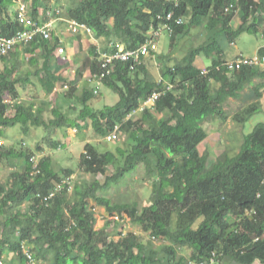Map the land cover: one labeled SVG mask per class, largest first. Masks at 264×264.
I'll use <instances>...</instances> for the list:
<instances>
[{
    "label": "trees",
    "instance_id": "obj_1",
    "mask_svg": "<svg viewBox=\"0 0 264 264\" xmlns=\"http://www.w3.org/2000/svg\"><path fill=\"white\" fill-rule=\"evenodd\" d=\"M16 1L0 0V36L31 29L19 22L17 9L10 17V7ZM22 2L33 21L47 22L58 17L59 11L65 19L85 24L95 38L106 39L105 50L111 53L117 45L137 49L149 39L157 42L150 32L165 22L173 29L166 31L172 46L193 27L203 29L208 36L196 46H189L172 65L162 62L159 80L150 70L151 59H158L156 52H151L135 64L113 61L101 81L93 85L85 80L78 95L76 86L85 72H100L96 47L90 43L89 51L80 58L75 79L63 94L78 109V115L70 119L53 107V118L48 123L41 117L42 107L34 110L31 104L17 101V111L9 112L5 99L16 98L18 81L27 78L21 77L12 64L11 51L0 55V63L4 64L0 66V135L2 129L16 125L23 134L33 127L45 129L34 147L22 141L19 148L9 147L0 141V163L11 167V159L19 162L6 182L0 180V260L8 253L19 264H29L24 254L27 248L34 260L46 264H201L213 257L220 264L226 259L232 264H264V123H257L243 135L235 154L225 151L210 159L208 152L199 150L207 137L201 121L214 115L225 121L221 105L227 98H244L250 101V111H259L251 100L263 94L264 68L242 65L229 70L222 65L228 49L223 39L232 45L244 32L264 36V0ZM230 4L239 10L225 12ZM170 13L173 16L167 20ZM178 16L185 19L175 24ZM85 37L82 30L76 34L77 56ZM61 43L51 31L49 40L35 38L26 46V53L37 49L44 58L36 73L39 76V71L47 72L49 84L40 79L45 91H51L57 81L66 82L50 72L49 65ZM258 54L264 55V46ZM34 57L30 55L29 59L37 61ZM218 65L220 70H216ZM204 66L208 69L202 74ZM100 85L117 94L116 103L92 107L90 102L100 99ZM248 86L251 88L241 93ZM154 92L160 93L155 104L139 116L132 114L140 111V104ZM87 118L94 134L105 140L118 126L129 148L115 146L114 151L100 152L92 143H86L78 166L85 173L104 175L105 184L100 186L99 179H94L85 187L70 189L68 181H63L75 168L52 169V158L44 155L45 148L58 146L51 137L55 128L78 127V121ZM122 159V165L118 164ZM139 164L144 165L145 176L153 178L149 201L142 206L131 202L130 196V200L126 197L114 201L97 193L98 188L120 181ZM114 166L115 173L108 176V168ZM50 193L53 195L49 197ZM98 207L105 209V218L125 215L131 223L139 224L147 237L117 230L118 237L113 238V219L95 229ZM186 251L188 261L177 257Z\"/></svg>",
    "mask_w": 264,
    "mask_h": 264
},
{
    "label": "rangeland",
    "instance_id": "obj_2",
    "mask_svg": "<svg viewBox=\"0 0 264 264\" xmlns=\"http://www.w3.org/2000/svg\"><path fill=\"white\" fill-rule=\"evenodd\" d=\"M70 1H73V0H62L64 4ZM63 10L65 11L66 9L63 8ZM57 28H60L59 29L60 32L63 31L64 33L66 31L63 24H59L58 27L56 24V27L54 28V32H57ZM207 36L208 35L203 29L193 27L190 29L187 35L179 38L175 42L174 46H172L170 44V38H169L168 33L162 32L159 35L158 41H157V51H156L157 56L156 57L158 59L156 60V58L154 59L152 58L150 62V70L153 76L159 80L161 78L160 77V67H161L162 62L165 63V65H172L175 60L181 58L184 55V52H186L189 46H193V45L196 46V44L203 42ZM260 36L261 35L257 37L247 32L242 33L241 35L237 37L236 41L234 42V44L231 45L230 49L227 50V53L232 52V54H234L236 52H240L246 55L254 54L255 51L257 50V46L259 44L264 43V39H262ZM70 37L76 39V36H70ZM99 38H102V37H99ZM84 39H85L84 48H86L85 50H87V47H89L88 45L90 43H93L96 38L95 37L92 38V36H86ZM104 39L101 41V43H98V45L100 44V46H104L106 44V41ZM223 40H224L223 44L226 45L227 42L225 41V39ZM96 41L99 42V39H96ZM161 55L162 56L164 55L166 57H159ZM21 76L23 78L28 77L27 75H21ZM255 81L257 82L258 80H255ZM248 88H251V87L250 86L245 87L243 91H241V93L247 91ZM58 91L61 92L59 87L56 93ZM100 92H101L100 99L90 102L93 108H101L104 105H113L114 103L117 102L118 100L117 94H115L113 91H111L104 85H101ZM51 102L53 103V100ZM65 103L66 102H64V104ZM249 103L250 101H245L244 98L235 99V98L229 97L221 105L226 115L225 121L221 120L220 117L215 116V115L208 117L207 119H204L203 121H201L203 128L206 129L207 131V137L199 145L200 152L202 153L208 152L210 155V159L216 158L217 156L221 155L225 151L228 152L229 154L237 153L242 143L243 135L249 133L257 123L259 122L264 123V90H263V95L258 100H254V101L251 100L252 105L256 104V106L257 105L259 106L257 107L259 109L258 112L250 111ZM65 105H66L65 109L69 107H73V104L69 102H67ZM141 106L142 104H140V107ZM250 112L251 114H249ZM50 116H51V113L49 110V112H47L46 114V118ZM43 129H44L43 127L38 126L37 131L30 130L28 132L26 141L32 144L31 141L32 140L34 141L35 138L41 139V133L43 132ZM13 130H11L10 132L11 133L10 135H12V139L6 138L4 140L6 142L5 146H10V147L14 146L15 148H19V142L24 137L23 136L17 137V135H20V134H17L16 132L18 133L22 132L19 126ZM73 132L75 134H78L75 131ZM79 133H81L80 136L86 138L87 141H90L91 139H93L94 134L91 133L89 129H86L84 131L82 130ZM79 143H82V142L80 141ZM91 143L100 152H105L108 150L114 151L116 150L118 146H121L122 148H125V147L129 148L123 135L120 136V139L117 143L106 141L104 138H96V140L95 141L92 140ZM73 148H74L73 151L75 152L72 153L69 151L70 147L67 146L66 144H61L59 149L58 147L52 148L50 146H46L45 151L51 153L49 154V156H51L53 160L52 164L55 170H57L58 168H62V167H74L75 169L77 168L79 164L78 162L80 161V158H79V161L77 162L78 150L76 148H78V146L76 145ZM79 149L82 150V146L79 147ZM83 152H84V149L80 152V154ZM10 162L13 164L11 166L15 165L14 167H17L19 164L17 159H11ZM122 162H123V159L119 161L118 164L122 165ZM5 168L6 167L0 163V180L2 182H6L9 176V172ZM115 168L116 167L114 166L108 169L111 175L114 174ZM144 168L145 167L142 164L137 165V167L132 172L126 173L125 176L120 181L116 183L110 182L109 183L110 185L108 187L102 188V190H99L98 194H102L103 196L110 197L114 201H116L117 199L124 200L126 199L127 196H130L131 202H137L139 207L142 206L143 203H145L146 201H149L150 189H151V185L153 182V178L145 176ZM78 171L81 172L80 170ZM76 176L79 177L85 185L87 183L88 184L92 183V181L96 179V177H98L99 181L101 182V185L105 184V177L100 178V176H96L95 178H93L94 175L91 176L90 174L86 176H84L83 174H76ZM127 200H130V199L127 197ZM104 214H105V209L103 207H98L97 209H95V217H96L95 229H99L103 225H105L106 220L113 219L114 224L112 228L116 229V231L114 230L111 232L113 238L118 237L115 234L117 230H120L121 232L133 231L138 235L147 237L146 233L142 231L141 226L139 224L131 223L129 218L126 217L125 215L124 217L107 216V218H105ZM246 225L249 227V223H247ZM109 230L111 231V228H109ZM188 255H189L188 251L179 252V255L177 257L183 258L184 260L188 261L189 260ZM2 257L5 260L3 263L19 264L18 260L15 258L13 254L5 253ZM216 260L218 263L220 262L219 259L216 258ZM228 260L229 259H226V261H223V264H232V262H228ZM40 263L46 264L43 262H40Z\"/></svg>",
    "mask_w": 264,
    "mask_h": 264
},
{
    "label": "crops",
    "instance_id": "obj_3",
    "mask_svg": "<svg viewBox=\"0 0 264 264\" xmlns=\"http://www.w3.org/2000/svg\"><path fill=\"white\" fill-rule=\"evenodd\" d=\"M11 7H10V17L12 16V18H13V15L15 13V11H13V10H16V4H14ZM59 24H61V23H57V27H58ZM55 27H56V24H55ZM59 29L60 28H57V32H54V34L59 37V39L62 42L61 44H63L62 46L64 47V49L67 52V54L70 56V58H69L70 59V63L67 64V62L62 61L57 54H54L55 57L53 56L49 60V65L52 66V67H50V72H52L53 74H55V75H57L59 77H62L64 79H66V81H68V80L72 81L73 79H75L76 72L78 71L80 58H82L83 55L87 54V52L89 51L90 44L88 45L89 47H87V50H85L86 49V48H84L85 39L82 40L81 44L83 45V47H81V50L79 51L80 55L77 56L76 53H75V46H76L75 39L70 37V36H73V35L69 34L67 31H65L64 33H63V31L60 32ZM257 37H259V36H257ZM98 39H99V42L96 41L93 44V45H95L96 50L97 49H105V45L106 44L104 46H100V44L98 45V43H101V41L104 39V37L98 38ZM262 39H264V37H262ZM104 40L106 41V39H104ZM157 41H158V39H157ZM262 45H264V43L263 44H259L257 46V48L262 46ZM26 46L27 45L17 46L11 51L12 64L16 65L17 72L19 74H21V75H27L29 78L27 77L26 80H19L18 81L16 87H17V90H18L19 94H18V96L16 98L11 99L9 101V103H8L9 112L17 111L19 103L20 104H24V105L31 104L33 106L34 110H36L39 107H42L43 108V112L41 114V117H42V119H43V121L45 123H48V121L50 119H52L53 116L51 114L50 117L46 118V114H47V112H49V110L51 109V106H52V108L53 107H56V108L58 107L59 110L67 116V118H70V119L74 118L75 119L76 116L78 115V109H76V107H74V106L67 108L68 110L65 109V107H66L65 104L67 102H69V100H67V99H65L63 97L64 88L62 87L61 82L60 81L55 82V85H54V87H53V89L51 91H45L44 86L40 82V79H41V80L45 81V85L46 86L49 84L48 81H46V78H45V77L48 76V74H47V72L45 70L39 71V76L36 73V71L40 70L41 66L43 65V59L44 58L40 57L41 56V51L36 49L35 52H33L32 54L26 53L25 52L26 48H27ZM227 47H228V49H230V47H231V45H229L228 42H227L225 48H227ZM236 53H234V54H236ZM227 54H229V56ZM30 55L35 56L34 58H37V61H35V60L31 61V59H29ZM232 55H233L232 52L231 53H226V57H231ZM54 64H57L58 66H55ZM3 65L4 64L0 63V66H3ZM89 76H90V72L87 71L84 74V77H83L84 79L78 81L77 86H76V94H78V95L81 94L82 89L86 85V84H84L85 80L88 81ZM88 82L91 83L90 81H88ZM95 83L96 82H94V81L92 82L93 85H95ZM58 84H60V85H58ZM58 87L61 90V92L58 91L56 93V91L58 90ZM63 99H65V100H63ZM52 100H53V103L51 102ZM17 101L19 102L18 104L16 103ZM64 102H66V103L64 104ZM90 122H91V120L89 118H87V119H85L83 121L79 120L78 121V123H79L78 127H72V126H69V127H66V126L58 127V128H55V131L51 134V137L58 144V146H57L58 149H59L61 144H66L67 146L70 147L69 151L73 153V152H75V151H73L74 150L73 147L76 146V145L78 146V148H76L78 150L77 162L79 161V158H80V155H81L80 152L84 149L85 144L86 143H91L92 140L95 141L96 138H101L98 135L94 134V132L92 130V127L90 125ZM16 127H18V125L14 126V127L2 129V134L0 135V141L2 142V144L6 143L4 141L6 138L12 139V135H10L11 134L10 132H11V130L15 129ZM37 128L38 127H33L30 130L37 131ZM86 129H89L91 131V133L94 134L93 135V139H91L90 141H87L86 138L80 136L81 133H79V132L82 131V130L84 131ZM73 131L77 132L78 134H75ZM16 133L20 134V135H17V137H21V136L24 137L21 141L23 143H25L26 146L28 145V146L34 147L35 144L41 140L40 138H35L34 141L33 140L31 141L32 142V144H31V143H28L26 141L28 134H22V132H20V133L16 132ZM43 134L45 135V129H43V132L41 133V138H42ZM3 135H4V137H3ZM120 136H119V138L117 140L112 141V143H117L119 141V139H120ZM28 138H30V137H28ZM80 141L82 143H79ZM20 142H19V144H20ZM109 142H111V141H109ZM81 146H82V150H80L81 148L79 149V147H81ZM47 153H48V155L51 154V153L45 151L44 155L47 154ZM51 161L53 163V160H51ZM52 163H51L50 166H51L52 169L55 170V168H54ZM9 166L8 167L5 166L6 167L5 169H7V171L10 174L16 168L13 167V166H11V167H9ZM62 168H65V167H62ZM71 168H74V167H71ZM58 169H60V168H58ZM76 169L81 171V169H79V166H77ZM76 169H74V172L72 174V183L71 184L73 185V189H74L75 186H80V187L87 186L88 183L85 185L81 181V179L76 176V174H83L84 176L89 175V174L92 176L93 174L85 173L83 171L79 172ZM107 175L108 176L111 175L109 170H107ZM96 176H100V178H102V177L104 178V175L102 176L101 174H97L93 178H95ZM96 179L98 180V177H96ZM109 183L107 184L106 187H108L110 185ZM99 184L101 186V182L100 181H99ZM103 188H105V187H103ZM99 190H102V188H98L97 189V193H98ZM0 219H2V217H0ZM3 260H4V258H3Z\"/></svg>",
    "mask_w": 264,
    "mask_h": 264
},
{
    "label": "built area",
    "instance_id": "obj_4",
    "mask_svg": "<svg viewBox=\"0 0 264 264\" xmlns=\"http://www.w3.org/2000/svg\"><path fill=\"white\" fill-rule=\"evenodd\" d=\"M177 1V0H174ZM16 9H17V16L19 22L23 24L25 27H30V30H22L14 34L10 37L0 36V55L7 54L10 52L15 46H23L28 45L31 43L35 38L41 37L43 39L48 40L50 38V30L53 27L54 19H50L48 22H36L31 20L28 14L27 6L22 2V0L16 1ZM231 9L230 7L225 8V12H229ZM49 14V12L47 13ZM56 14L58 15L57 20L64 21L67 25L68 30L72 33H77L78 30H84L87 34H90V29L82 23H78L74 20H67L60 15V12L57 11ZM173 13L168 14L167 20H171ZM184 16H178L175 18V24H180L184 21ZM169 23H163L161 26L158 27L157 30L151 31L150 34L154 39H158L159 35L162 32H171L173 29ZM151 37V38H152ZM157 41V40H156ZM157 51V42H154L153 39L147 40L143 45L139 46L137 49H125L123 46H116V50L112 53L107 52L102 49H97L98 53V62L100 63V72L98 74H91L88 78L90 82H98L101 81L105 74L109 73L110 66L112 65L113 61L119 60L122 62L131 61L132 64L139 63L141 57H145L151 54V52ZM58 52L64 56V50L62 48L58 49ZM222 65H225L229 70L239 69L242 65H262L264 66V56L256 55H243L239 54L232 59L225 60ZM221 66H216V70H220ZM202 74L207 73V68L202 67L201 72ZM96 92V91H95ZM160 93L154 92L152 95L145 100L141 107L138 110H143L147 106H151L155 103V101L159 98ZM6 101V99H5ZM7 102V101H6ZM139 111L134 110L132 114H135ZM120 133L118 131V126L114 128L112 132H110L105 138L107 141H115L119 138ZM37 163V162H36ZM35 163V164H36ZM34 164V165H35ZM68 181V185L70 188L69 179L63 181ZM53 194L50 193L49 197ZM27 259L29 260L30 264H40L37 260L32 258V255L29 252H26ZM194 264V263H193ZM201 264H218L216 257L211 258L209 261L201 262Z\"/></svg>",
    "mask_w": 264,
    "mask_h": 264
},
{
    "label": "clouds",
    "instance_id": "obj_5",
    "mask_svg": "<svg viewBox=\"0 0 264 264\" xmlns=\"http://www.w3.org/2000/svg\"><path fill=\"white\" fill-rule=\"evenodd\" d=\"M235 1H239V0H235ZM231 6V9L230 10H233L234 12L235 11H238L239 9H236L235 7H234V5L233 4H230V5H228L227 7H230ZM63 17V16H62ZM56 18H58V17H51L50 19H54V24H53V27L51 28V30H50V33H51V31L54 33V28H55V24H57V23H61V24H63V26L66 28V31L69 33V34H71V35H73V36H76V34L77 33H80V30H78V32L77 33H72L70 30H68V28H67V25H66V23L64 22V21H61V20H57ZM64 18V17H63ZM49 19V20H50ZM48 20V21H49ZM47 21V22H48ZM75 21V20H74ZM83 24V23H82ZM89 28V27H88ZM90 29V28H89ZM82 31H84V30H82ZM85 32V35L86 36H92V38L94 37V34H93V32L90 30V34H87L86 33V31H84ZM262 37H264V36H261V38ZM37 38H41V37H37ZM43 39V38H42ZM97 39V38H96ZM96 39H95V41L94 42H96ZM49 40V39H48ZM60 40V39H59ZM61 41V40H60ZM94 42H93V44H94ZM63 44H61L58 48H57V51H56V54L60 57V59L62 60V61H64V62H70V56L67 54V52L65 51V49H64V47L62 46ZM118 46H123V45H118ZM263 46V45H262ZM262 46H260V47H262ZM15 47H17V46H15ZM14 47V48H15ZM259 47V48H260ZM13 48V49H14ZM59 48H62L63 50H64V56H65V58H62V55L58 52V49ZM259 48H257V50L255 51V53L254 54H251V55H258V56H264V55H260V54H258V49ZM12 49V50H13ZM11 50V51H12ZM102 50H105V49H102ZM106 51V50H105ZM9 53V52H8ZM7 53V54H8ZM239 54H242V53H240V52H237L236 54H233L231 57H226L225 56V59L224 60H227V59H232V58H234L235 56H238ZM96 55H97V57H96V61H97V63H98V66H99V69H100V63L98 62V53H97V50H96ZM228 56H229V54H227ZM243 55H246V54H243ZM251 55H247V56H251ZM209 64V63H208ZM207 63H205V65H208ZM258 66H260V67H263L264 68V66H262V65H258ZM205 68H207L206 66H204ZM208 69V68H207ZM96 74H98V73H96ZM71 82V80L69 81H66V82H61V84H62V87L64 88V90H67L68 88H69V83ZM171 87V85H169L167 88H170ZM97 92V90L95 89L94 90V92ZM95 92V93H96ZM7 101V100H6ZM8 102V101H7ZM145 102V101H144ZM144 102H142L141 104H143ZM156 102V101H155ZM70 103V102H69ZM155 104V103H154ZM153 104V105H154ZM153 105H151V106H153ZM151 106H147V107H151ZM140 107V106H139ZM147 107H145V108H147ZM144 108V109H145ZM143 109V110H144ZM143 110H140L139 112H137V113H135L134 115H136V116H139V114H141V112L143 111ZM120 133V132H119ZM107 141V140H106ZM65 180L66 179H69V183H70V189H72L73 188V185L71 184L72 183V176H70L69 178H64ZM26 252H29L28 251V249L27 248H24V254L26 255ZM30 253V252H29ZM27 257V256H26ZM33 258V257H32ZM29 261V260H28ZM4 262V260H3V257H2V260H0V264H7V263H3ZM39 262V261H38ZM40 263V262H39ZM218 263V262H217ZM29 264H30V262H29ZM41 264V263H40ZM218 264H220V262L218 263Z\"/></svg>",
    "mask_w": 264,
    "mask_h": 264
}]
</instances>
